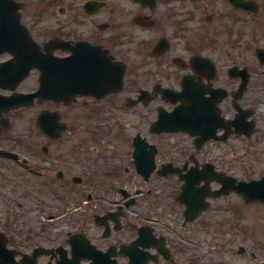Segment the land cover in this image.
<instances>
[{
	"label": "flooded vegetation",
	"instance_id": "af4514ba",
	"mask_svg": "<svg viewBox=\"0 0 264 264\" xmlns=\"http://www.w3.org/2000/svg\"><path fill=\"white\" fill-rule=\"evenodd\" d=\"M21 41L25 44L17 45ZM36 45L50 59V82L62 83L57 90L79 80L69 71L80 60L95 74L82 79V87L108 93L75 96L68 105L35 101L4 112V97L31 94L40 86V72L30 61ZM53 59L62 60L61 78L52 75ZM263 94L264 0H0V151L19 156L13 160L0 152V174L10 161L37 173L33 160L42 157L49 162L40 166L46 182L68 185L80 178L79 187L88 191H79L77 200L90 208L76 213L77 228L35 229L25 239L12 238L5 224L0 264L66 263L74 235H79L74 239L77 264H223L198 258L201 246H218L217 255L236 252L264 264L255 226L264 216V203L247 202L236 192L216 195L264 177V172L246 176L240 159L249 152L244 143L261 131L257 119L259 110L264 114ZM44 109L62 113L67 130L61 138L50 140L36 128ZM73 109L86 110L85 117L93 120L109 116L125 128L111 131L107 123L94 121L95 135L76 137L69 123ZM175 118L188 131H170ZM22 120L33 124L34 132L20 142L12 130ZM105 131L112 134L110 149L99 142L87 146ZM35 135L43 139L39 150ZM117 141L125 148L116 149ZM61 142L79 159L72 164L68 158L52 175L53 148ZM17 145H25L26 152ZM73 167L80 173L67 176ZM184 185L190 191L181 201ZM131 198L132 205L125 206ZM245 207L253 208L256 219L240 235L235 231L243 229ZM96 215L104 218L96 222ZM35 249L39 253L33 257Z\"/></svg>",
	"mask_w": 264,
	"mask_h": 264
},
{
	"label": "rangeland",
	"instance_id": "374dc122",
	"mask_svg": "<svg viewBox=\"0 0 264 264\" xmlns=\"http://www.w3.org/2000/svg\"><path fill=\"white\" fill-rule=\"evenodd\" d=\"M245 37V42H248V33H246ZM262 101H264V97L260 96V102ZM251 103L255 104L256 101L251 100ZM83 111L86 110H82L80 114L79 110L73 109L69 115L71 119L69 123L72 126V133L76 137L87 136V134L95 135L92 131L94 128V121L98 122L99 125L102 123H107L106 125L110 126L109 129L111 131L114 129L118 131L125 128L123 125L125 123L120 125L122 128L118 127L115 125L116 121H109L107 119L109 116H99L98 118V115H94V120L86 118V114H84ZM123 117L126 119L129 116L124 115ZM257 120L261 131L256 137V140L249 142V144L244 143L246 149H248L249 152L240 156V159L243 161V165L245 166V170L248 171L245 175L252 178H256L259 173L263 174L264 172V114L262 110H259V116ZM27 122V120H22L13 124L14 127L12 132L17 131L21 136L18 139L28 140L30 136H26L34 132L33 124H27ZM96 138V141L91 139L92 142L88 143L87 146H97V143L99 142L102 145H108L107 148L110 149L111 145L114 144L112 141V134H110L108 131H105L104 135H96ZM32 139H35L37 149L42 147L43 139L39 135H35V137H32ZM100 139H103L105 142L99 141ZM64 143L65 142H61L53 148V159L56 160L53 162V164L56 165V167L52 170V175L56 174L58 170L60 171L62 165H64V162L68 158L72 164L79 159L76 156L77 153H70L67 150L68 145H65ZM118 144L119 141H117L115 144L116 149L125 148H121L118 146ZM6 147H8L7 144ZM16 149L23 153L26 152L25 145H17ZM121 153L123 152H119V154ZM236 159L237 157L233 158V160L237 162ZM33 161L36 166H41L42 168L47 166L49 163L48 161L45 163L43 158L39 156H36ZM9 163L5 164L4 171H2L0 174V229H2L6 224L7 228L10 229L9 233L12 235L15 234V237L12 238L18 240L19 238L25 239L32 232V230L35 229L48 228L60 230L78 227V218L76 213H82L84 211L90 210L87 203L82 202L84 199L82 201L77 200L79 197L78 192L82 189L88 191L87 187H79V185L72 184L69 180L68 185H63L54 179L55 184L52 185L53 188H49L45 182L41 181V174L33 175L30 173V171L22 169L21 166L17 165L16 163ZM260 170H262V172ZM89 171L90 170L88 169V172ZM79 173V168L77 167H73V171H66L67 176L73 174L77 175ZM2 174L3 177H1ZM140 205L141 202H138V206ZM252 212L253 208L248 209V207H245L246 217L243 221H240L243 225V229H239L238 231L236 230L235 233H239L240 235L247 234V231L250 229V223L253 224L256 219V216H254ZM256 212L259 213L261 211L257 210ZM261 219L262 220L256 222L255 226L257 229L259 228V231L257 232L258 237L260 238L258 241L260 243L258 248L261 250V253L259 255L264 259V216ZM219 238L222 242L223 235H221ZM240 242L241 241L239 240L235 243ZM231 243H233V241ZM235 243L233 244L234 249ZM212 245L217 246L214 241L212 242ZM216 249H218V246L213 250H210L205 246H201L198 248L196 255L198 258H201L204 261L210 257L211 259L221 261L223 264H254L251 263L247 257L239 256L236 254V252L234 255L227 252L219 253V255H217L216 252H214Z\"/></svg>",
	"mask_w": 264,
	"mask_h": 264
},
{
	"label": "water",
	"instance_id": "95a60500",
	"mask_svg": "<svg viewBox=\"0 0 264 264\" xmlns=\"http://www.w3.org/2000/svg\"><path fill=\"white\" fill-rule=\"evenodd\" d=\"M24 42H21L23 44ZM77 61V60H76ZM49 62L50 60L46 58L44 55L40 54L38 46H36V55L34 51L31 55V67H36L41 72V86L40 89L33 95H18L15 98L7 99L5 101L4 108H7L9 106L10 102H13L12 107L18 108L22 105H25L26 103L29 104L32 102L34 98H37L39 100H47L52 99L55 101H63L68 102L71 97L75 95H102L103 93H98L96 91L86 90L82 87L81 79H92L95 77V74L92 72H89L86 70L85 67L81 66V61L79 60L76 64V66L69 71V77L71 78H78L79 80L71 83L69 89L64 91H56L51 90L52 84L49 83ZM61 61L56 63V60H53L52 69H53V75L61 77L58 75V72L61 69ZM84 69V70H83ZM59 85H62L61 83ZM29 102H26V100H29ZM43 115H46V113H43L39 116L38 119V127L46 133L45 126L47 122L42 117ZM54 114L53 116H55ZM41 121V123H40ZM54 132L60 133V131L63 130V127H60L58 125L55 126L53 129ZM137 150L134 151V155H137ZM137 157V156H134ZM223 178V177H222ZM224 179V178H223ZM234 191H237L239 193H242L246 199L250 200H262L264 202V179H262L259 182H251L248 184L239 183L237 187H233ZM185 191H188L187 188H185ZM229 190H226L224 193L227 194Z\"/></svg>",
	"mask_w": 264,
	"mask_h": 264
}]
</instances>
